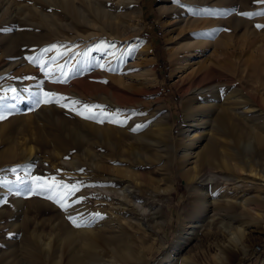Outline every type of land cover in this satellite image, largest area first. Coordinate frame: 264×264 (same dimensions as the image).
I'll use <instances>...</instances> for the list:
<instances>
[{"label": "rangeland", "instance_id": "1", "mask_svg": "<svg viewBox=\"0 0 264 264\" xmlns=\"http://www.w3.org/2000/svg\"><path fill=\"white\" fill-rule=\"evenodd\" d=\"M256 25L264 0H0V264H156L183 241L180 264H264V219L239 201L264 194V182L230 181L250 157L264 163ZM52 44L74 48L41 53ZM206 58L208 68L187 77ZM199 82L214 88L204 99L185 92ZM25 88L79 101L84 115L33 106ZM244 99L246 119L232 110ZM84 104L110 119L86 118ZM254 128L263 139L246 149ZM35 176L52 190H38ZM93 213L101 216L85 223ZM78 214L76 227L67 217Z\"/></svg>", "mask_w": 264, "mask_h": 264}, {"label": "bare ground", "instance_id": "2", "mask_svg": "<svg viewBox=\"0 0 264 264\" xmlns=\"http://www.w3.org/2000/svg\"><path fill=\"white\" fill-rule=\"evenodd\" d=\"M92 6L97 10L100 11L101 8H103V6H101L99 4V1H94L92 3ZM207 10V9H205ZM208 11H206L205 13H207ZM44 17H46L45 15H43ZM80 16V15H79ZM88 16H86L87 18ZM84 18V17H83ZM196 24V23H195ZM209 58H206L205 60H203V62L197 63V67L190 72L189 76L187 77H191V76H198L199 74L202 73V71L206 70L208 68L209 64ZM181 78V77H180ZM185 78V77H184ZM192 78V77H191ZM203 80V79H201ZM190 90H193V93L195 95V97H200L201 99L206 98V95L211 92L212 90H214L213 85L211 83H206V84H202L201 82L197 83L196 85H193L192 83H190L187 87V89L185 90V92H189ZM196 91L198 93H196ZM257 93H251L248 94V100L254 99V100H259V97L257 96ZM210 96V95H209ZM247 99H244V101L242 100H237L234 104L238 105V106H243V107H239V108H233L232 110L235 112V114H237L239 117H243L246 119L247 116L250 115V112L253 106H249L248 104H246V101H248ZM209 101V100H208ZM261 111H264L263 108H259ZM255 112V111H254ZM187 120V119H186ZM255 128L253 129V134L252 136H249L248 140L243 142L242 145L243 147L247 148H251L252 142L256 141V143H260L259 141H262V136H260L257 132H255ZM197 137V136H195ZM183 151H185L186 149H182ZM192 149H190L191 152ZM259 159L255 158V157H250L249 159L245 160V167L246 170H244V172H246V174L248 173V175L245 174H241V180H236L235 179H230V181H233V185L236 187H239L240 185H242L243 183L248 184L249 186L255 185L256 183H259V181H263L264 182V163H262V161L259 163ZM256 164V165H255ZM261 165V167H260ZM235 167L238 170H242V166L239 164H235ZM216 180V174H211L209 176V178H207V181H214ZM246 181V182H245ZM259 189H262V185L259 186ZM122 191H125V189H123ZM112 192V191H110ZM114 192V191H113ZM262 192L261 190L257 191L255 195H249L248 193H244L242 194V196L240 197L239 201L242 205L243 208L246 207H251V208H255L253 209L255 212V216L258 219H261V221H263L264 219V194L260 193ZM206 192H204L205 194ZM124 198H126L125 196H123ZM238 199H235V201ZM205 202V199H203V203ZM203 207V206H202ZM257 208V209H256ZM205 208H200V211H204ZM208 222L207 225L210 227L211 223H213V217L212 216H208ZM232 223V222H231ZM243 226L242 225H237L236 226V232H235V238L238 239L240 237V235H242L243 233ZM193 228V227H192ZM191 229V228H190ZM191 234H194V229L191 230ZM179 238V237H178ZM187 239V238H186ZM179 246L177 247V250L174 252V254H172V252H168L166 253L163 258H161L160 260H158L156 262V264H180L178 263L177 259L175 258L176 255H178L180 252V250L184 247L185 242H181L180 244H178ZM186 264V263H184Z\"/></svg>", "mask_w": 264, "mask_h": 264}, {"label": "snow or ice", "instance_id": "3", "mask_svg": "<svg viewBox=\"0 0 264 264\" xmlns=\"http://www.w3.org/2000/svg\"><path fill=\"white\" fill-rule=\"evenodd\" d=\"M255 13H242V15H254ZM256 27L258 28H262L264 27V25H256ZM58 47H65V48H68V49H73L74 48V45H57V44H52L50 46H47L46 48L44 49H41V53H44V52H48V51H51L52 49H56ZM92 49H88V50H85L82 55L84 56H87L89 55V52L91 51ZM131 50H129L130 52ZM60 55H62L63 53H59ZM81 53H77V55H80ZM28 59L32 60L33 62H35L36 60V57H28ZM101 68H104L105 65L101 64L99 65ZM60 75L62 77H67L68 76V73L66 72H63L61 71ZM27 79V78H25ZM12 93L14 94L13 95V99L14 100H23L24 97L23 96H20L18 93H17V90L15 88L11 89ZM24 92H28L29 93V96L30 97H37L36 99H34L33 101V106H36L38 107L41 103L43 104H49V103H60V105L62 107H68L70 110H73V111H77L78 114L80 115H84V112H81L79 111V109L75 106L79 105L80 102L79 101H76V100H73L69 97H65V96H62V95H59V94H56V93H50V92H43V97L44 98H40V93H32L30 91V89L28 88H25L23 89ZM4 97H0V99H3ZM12 107L14 108L15 105H12ZM83 109L87 110L89 113H92L89 117H86V118H92V119H99V122H103L104 120L106 119H110V116L104 112H100V113H93L92 112V109L94 107H102V106H89L87 104H84L83 106ZM6 117L5 115L3 114H0V120H4ZM112 122H115V123H120V124H123L125 121L124 120H113ZM140 127H142V125H136L135 127H133L131 129V131L135 132L137 131ZM13 171H15V169H13ZM82 171V170H81ZM19 179V178H18ZM32 180L34 183H36V187L38 190H41V191H50L52 190V185H49L45 182H42V178L39 177V176H35V177H32ZM0 183H8V181H0ZM77 183H81V182H77ZM77 183H74L70 186V190H68L65 195L63 197H61V199L59 201H57L59 204H60V207L62 209H67L68 207H70L71 205H65L63 203V200L64 199H67L69 196H71L76 190H77ZM58 187H63L65 189H69V186L67 184H63L61 182L60 185H58ZM31 191V190H30ZM19 194V193H17ZM84 198L81 197L79 200H74L72 201L73 204H76V203H79L81 200H83ZM101 214L100 213H93V214H90V218L85 221V223H88V224H91L92 222H94L96 220L97 217H100ZM83 217V214H78V216H71L69 215L67 218L69 219V221L76 227H79L80 226V223L78 222L79 219H82Z\"/></svg>", "mask_w": 264, "mask_h": 264}]
</instances>
